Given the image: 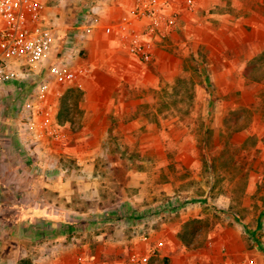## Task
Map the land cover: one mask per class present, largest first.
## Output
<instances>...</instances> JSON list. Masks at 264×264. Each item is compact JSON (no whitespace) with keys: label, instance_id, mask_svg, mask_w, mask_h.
Here are the masks:
<instances>
[{"label":"rangeland","instance_id":"rangeland-1","mask_svg":"<svg viewBox=\"0 0 264 264\" xmlns=\"http://www.w3.org/2000/svg\"><path fill=\"white\" fill-rule=\"evenodd\" d=\"M257 3L264 16V0ZM225 9L231 18L224 25L215 19L202 30L181 25L156 43L173 56L161 70L151 61L138 78L103 80L116 85L110 95L116 106L98 121L85 117L81 86H61L49 98L53 121L69 131L62 144L95 149L87 158L105 200L118 201L129 172L146 171L150 180L171 186L129 231L139 238L170 222L180 243L172 251L176 264H264V41L256 42L252 26L240 19L247 14L235 12L230 0ZM89 78L81 85H90ZM32 86L21 94L13 85L0 88V114L20 117L14 101L29 98ZM96 128L108 134L95 139L90 130ZM75 159L66 156L58 176H66ZM148 249L156 252L148 263L164 261Z\"/></svg>","mask_w":264,"mask_h":264},{"label":"crops","instance_id":"crops-1","mask_svg":"<svg viewBox=\"0 0 264 264\" xmlns=\"http://www.w3.org/2000/svg\"><path fill=\"white\" fill-rule=\"evenodd\" d=\"M41 1L46 4L45 20L56 26L54 52L59 54L71 39L91 67V74L80 79L83 84L90 77V85H80L87 95L82 108L85 117L98 121L100 114L116 106L110 96L117 90L116 85L101 82L135 75L138 78L147 66L127 54L116 31H104L105 26L114 25L130 13L135 0ZM257 1L230 0L235 12L247 14L240 19L252 26L258 36L256 42L264 41V16ZM227 2L193 0L191 9L186 10L184 0H168L170 7L180 12L176 30L192 24L196 30H202L213 25L209 21L214 19L217 25H224L231 18L224 12ZM211 9L217 12H209ZM84 14L93 28L90 34L82 36ZM222 30L218 32L226 36ZM160 47L156 44L153 51L151 64L155 70H161L166 57H173ZM104 92L106 98H102ZM21 119L17 114H0V264H16L24 257L31 264H122L129 253L142 254L149 247L164 256V261L157 264H176L172 251L180 243L170 222H161L157 229H151L145 240L129 231L140 213L162 191L161 195L171 192V186L150 180L146 171L129 172L117 190L118 201H107L97 169L87 158L95 155V149L77 144L65 147L62 142L69 136L66 129L64 137L51 140L53 144L47 139L35 140ZM90 131L95 139L108 134L104 128ZM66 156L76 158V163L70 169L67 167L66 176H58L60 170L66 169ZM48 172L53 176H44Z\"/></svg>","mask_w":264,"mask_h":264},{"label":"built area","instance_id":"built-area-1","mask_svg":"<svg viewBox=\"0 0 264 264\" xmlns=\"http://www.w3.org/2000/svg\"><path fill=\"white\" fill-rule=\"evenodd\" d=\"M184 4L189 10L193 0H184ZM45 9L41 0H0V88L13 85L21 94L26 85H33L29 98L21 95L14 101L15 110L22 112L21 122L35 140L57 141L65 131L50 115L49 98L58 96L61 86H80V79L91 74V67L71 39L59 54L54 52L56 26L45 20ZM179 14L168 0H135L131 12L114 25L105 26L104 31H116L127 54L137 62L148 63L153 60L156 43L174 34ZM81 19L80 35L90 34L93 26L86 14ZM153 213L141 217L143 226ZM146 236L143 230L140 238ZM154 254L153 249L142 254L132 252L124 264H148Z\"/></svg>","mask_w":264,"mask_h":264},{"label":"trees","instance_id":"trees-1","mask_svg":"<svg viewBox=\"0 0 264 264\" xmlns=\"http://www.w3.org/2000/svg\"><path fill=\"white\" fill-rule=\"evenodd\" d=\"M17 264H31V261L29 258L25 257L20 259Z\"/></svg>","mask_w":264,"mask_h":264}]
</instances>
